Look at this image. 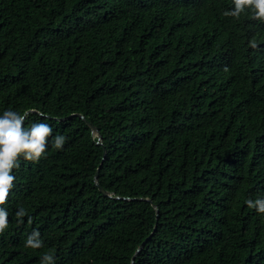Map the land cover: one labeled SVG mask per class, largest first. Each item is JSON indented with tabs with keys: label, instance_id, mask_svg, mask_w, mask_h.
Returning a JSON list of instances; mask_svg holds the SVG:
<instances>
[{
	"label": "trees",
	"instance_id": "16d2710c",
	"mask_svg": "<svg viewBox=\"0 0 264 264\" xmlns=\"http://www.w3.org/2000/svg\"><path fill=\"white\" fill-rule=\"evenodd\" d=\"M233 8L0 0V116L53 129L13 169L0 264H264L246 203L264 198V21ZM34 230L41 248L25 246Z\"/></svg>",
	"mask_w": 264,
	"mask_h": 264
},
{
	"label": "clouds",
	"instance_id": "9594fccd",
	"mask_svg": "<svg viewBox=\"0 0 264 264\" xmlns=\"http://www.w3.org/2000/svg\"><path fill=\"white\" fill-rule=\"evenodd\" d=\"M234 8L225 11L224 16H231L239 19L242 13L251 9L253 18L264 21V0H233ZM253 49L258 47L253 38L249 42ZM28 113L23 114L12 109L5 110L0 116V233L8 227L9 213L3 205H6L12 188L15 186L16 176L13 169L20 166V158L28 161L38 162L47 152L48 138L52 136V127L46 123H33L31 127H25L24 122ZM65 136L57 134L53 137V147L62 149L65 143ZM249 208H255L258 213L264 214V198H257L255 201H246ZM26 210L21 207L16 212V217L22 223V218L26 215ZM32 218L29 217V223ZM26 247L33 249L43 247L40 239V232L34 230L27 237ZM42 264H55L54 256L45 253L42 257Z\"/></svg>",
	"mask_w": 264,
	"mask_h": 264
},
{
	"label": "water",
	"instance_id": "95a60500",
	"mask_svg": "<svg viewBox=\"0 0 264 264\" xmlns=\"http://www.w3.org/2000/svg\"><path fill=\"white\" fill-rule=\"evenodd\" d=\"M71 116H80L82 118H84L86 120V122L91 126L92 130L94 133H97L98 134V142L101 143V140H102V134L99 132V128L97 125H95L94 123L88 121L85 116L83 114H80V113H74V114H71L68 117H71ZM99 173H100V167L97 169L96 173H95V176H94V179H95V182L96 184L99 186L100 190L103 192V193H107V191L101 187V185L99 184ZM154 206H156V204H154ZM153 234V232L146 237V239L141 243L140 247L138 248L137 252L145 245V243L147 242V240L151 237V235ZM135 257H136V254L133 256L132 258V264H134V261H135Z\"/></svg>",
	"mask_w": 264,
	"mask_h": 264
}]
</instances>
